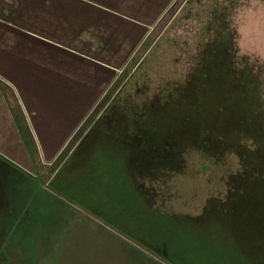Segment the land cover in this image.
I'll return each instance as SVG.
<instances>
[{
    "label": "rangeland",
    "instance_id": "rangeland-1",
    "mask_svg": "<svg viewBox=\"0 0 264 264\" xmlns=\"http://www.w3.org/2000/svg\"><path fill=\"white\" fill-rule=\"evenodd\" d=\"M117 74L0 264H264V0H174Z\"/></svg>",
    "mask_w": 264,
    "mask_h": 264
},
{
    "label": "crops",
    "instance_id": "crops-1",
    "mask_svg": "<svg viewBox=\"0 0 264 264\" xmlns=\"http://www.w3.org/2000/svg\"><path fill=\"white\" fill-rule=\"evenodd\" d=\"M173 1L0 0V233L28 218L23 203L4 208L11 176L55 159Z\"/></svg>",
    "mask_w": 264,
    "mask_h": 264
},
{
    "label": "trees",
    "instance_id": "trees-1",
    "mask_svg": "<svg viewBox=\"0 0 264 264\" xmlns=\"http://www.w3.org/2000/svg\"><path fill=\"white\" fill-rule=\"evenodd\" d=\"M94 108H93L94 111L97 110L96 107H94ZM15 121H16V125H17V127H18V129L20 131H22V132L23 131L29 132V126L27 124L26 119L23 117V115H21V117H16L15 118ZM26 143L28 144V141L27 140H26Z\"/></svg>",
    "mask_w": 264,
    "mask_h": 264
},
{
    "label": "flooded vegetation",
    "instance_id": "flooded-vegetation-1",
    "mask_svg": "<svg viewBox=\"0 0 264 264\" xmlns=\"http://www.w3.org/2000/svg\"><path fill=\"white\" fill-rule=\"evenodd\" d=\"M12 182H13V181H12ZM15 182L18 183L17 181H14V183H15ZM30 184H32V183L30 182ZM29 186H32V185H29ZM29 186H28V187H29ZM3 192H4V191H3ZM4 199H5V198H4ZM12 207H13V206H11V209H14V208H12ZM7 208H8V206H7Z\"/></svg>",
    "mask_w": 264,
    "mask_h": 264
}]
</instances>
